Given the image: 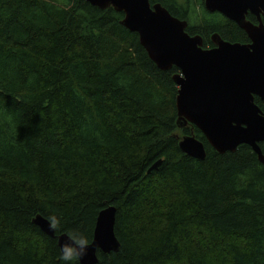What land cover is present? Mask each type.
<instances>
[{"label":"trees","instance_id":"trees-1","mask_svg":"<svg viewBox=\"0 0 264 264\" xmlns=\"http://www.w3.org/2000/svg\"><path fill=\"white\" fill-rule=\"evenodd\" d=\"M180 1L149 0L203 48L214 33L247 42L203 0L198 15ZM122 18L84 0H0V264H62L33 219L55 214L56 236L92 241L109 206L120 248L96 264H264L263 165L247 145L219 154L177 127L176 68L159 70ZM184 135L204 160L180 150Z\"/></svg>","mask_w":264,"mask_h":264},{"label":"water","instance_id":"water-1","mask_svg":"<svg viewBox=\"0 0 264 264\" xmlns=\"http://www.w3.org/2000/svg\"><path fill=\"white\" fill-rule=\"evenodd\" d=\"M90 5L123 14L121 25L138 35L139 44L161 71L176 68L172 80L177 86L176 125L182 129L197 128L217 153L235 152L247 145L264 167L259 146L264 142V113L255 104L253 95L264 101V25L247 21L251 13L264 17V0H203L209 13H219L235 23L248 36L249 44L223 41L216 33L210 39L214 47L203 48L199 35L186 32L187 21L171 15L161 4L149 0H84ZM187 156L204 160L203 143L194 135H184L178 142ZM156 161L148 170H157ZM116 208L106 207L96 218L88 253L80 264H96L97 252L119 251L114 232ZM33 222L45 234L55 238L59 249L66 234L56 236L48 219L37 215Z\"/></svg>","mask_w":264,"mask_h":264},{"label":"clouds","instance_id":"clouds-1","mask_svg":"<svg viewBox=\"0 0 264 264\" xmlns=\"http://www.w3.org/2000/svg\"><path fill=\"white\" fill-rule=\"evenodd\" d=\"M49 228L56 231L60 227V218L53 214L48 217ZM67 240L61 245L59 259L62 264H75L87 255L91 241L82 231H72L66 234Z\"/></svg>","mask_w":264,"mask_h":264},{"label":"flooded vegetation","instance_id":"flooded-vegetation-1","mask_svg":"<svg viewBox=\"0 0 264 264\" xmlns=\"http://www.w3.org/2000/svg\"><path fill=\"white\" fill-rule=\"evenodd\" d=\"M248 16L249 17H251V19L250 18H248ZM260 16V18L258 19V17L256 16V15H252L251 13H248L247 15H246V19H247V21H249V22H251L253 25H255V26H257V25H259V23H262L263 25H264V17L262 16V14H260L259 15ZM228 20V19H227ZM239 28V27H238ZM240 29V28H239ZM241 30V29H240ZM244 32V31H243ZM245 33V32H244ZM217 34V33H216ZM246 34V33H245ZM217 35H219V34H217ZM247 36V35H246ZM220 38L223 40V41H226L225 39H223L221 36H220ZM226 42H228V41H226ZM230 43H232V42H230ZM235 43H238V42H235ZM250 43V40H249V38H248V36H247V42L246 43H240V44H249ZM214 47V45H213V43H212V47L211 48H213ZM211 48H205V49H211ZM253 97H254V102L256 101V99H258L259 101H261V102H264V101H262V100H260V98L258 97V96H256V95H253ZM255 104H256V102H255ZM257 105V104H256ZM258 106V105H257ZM259 107V106H258Z\"/></svg>","mask_w":264,"mask_h":264},{"label":"rangeland","instance_id":"rangeland-1","mask_svg":"<svg viewBox=\"0 0 264 264\" xmlns=\"http://www.w3.org/2000/svg\"><path fill=\"white\" fill-rule=\"evenodd\" d=\"M187 2H188V0H181L179 4L184 5ZM189 3H190V9L195 10L197 15L200 14V9L198 7V0H190ZM194 21L195 20L192 17L191 18V23L194 24Z\"/></svg>","mask_w":264,"mask_h":264}]
</instances>
